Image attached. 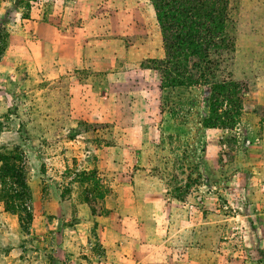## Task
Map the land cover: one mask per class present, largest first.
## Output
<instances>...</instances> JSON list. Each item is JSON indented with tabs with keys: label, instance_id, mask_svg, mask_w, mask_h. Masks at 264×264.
<instances>
[{
	"label": "rangeland",
	"instance_id": "rangeland-1",
	"mask_svg": "<svg viewBox=\"0 0 264 264\" xmlns=\"http://www.w3.org/2000/svg\"><path fill=\"white\" fill-rule=\"evenodd\" d=\"M228 1L229 109L159 88L149 0H0V264H264V0Z\"/></svg>",
	"mask_w": 264,
	"mask_h": 264
},
{
	"label": "trees",
	"instance_id": "trees-1",
	"mask_svg": "<svg viewBox=\"0 0 264 264\" xmlns=\"http://www.w3.org/2000/svg\"><path fill=\"white\" fill-rule=\"evenodd\" d=\"M162 41L163 58L154 61L153 70L159 75V88H185L210 84L211 95L223 93L224 104L229 109L231 87L226 80L216 81L214 67L222 60L218 52L229 49L226 38L228 0H149ZM2 43V40H0ZM222 98V97H221ZM221 111V110H220ZM228 111V110H227ZM224 112L213 115L215 120L224 119ZM210 111L202 119L203 128H214ZM0 154V183L9 185L2 191L6 211L20 209L29 188L25 181L24 160L20 152ZM13 186V187H12ZM12 204H16L12 206Z\"/></svg>",
	"mask_w": 264,
	"mask_h": 264
},
{
	"label": "crops",
	"instance_id": "crops-1",
	"mask_svg": "<svg viewBox=\"0 0 264 264\" xmlns=\"http://www.w3.org/2000/svg\"><path fill=\"white\" fill-rule=\"evenodd\" d=\"M12 42L9 41V44H11ZM207 113V112H206ZM205 115V114H204ZM206 131H218V132H222L221 129L218 128H204Z\"/></svg>",
	"mask_w": 264,
	"mask_h": 264
}]
</instances>
